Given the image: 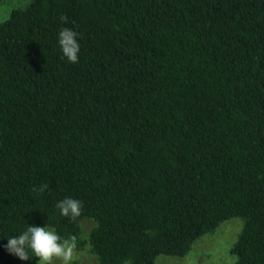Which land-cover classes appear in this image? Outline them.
I'll return each instance as SVG.
<instances>
[{
    "label": "trees",
    "instance_id": "1",
    "mask_svg": "<svg viewBox=\"0 0 264 264\" xmlns=\"http://www.w3.org/2000/svg\"><path fill=\"white\" fill-rule=\"evenodd\" d=\"M83 217L95 264L181 257L232 217L230 264H264V0H30L0 19V264H38L5 247L27 226L77 241Z\"/></svg>",
    "mask_w": 264,
    "mask_h": 264
},
{
    "label": "clouds",
    "instance_id": "2",
    "mask_svg": "<svg viewBox=\"0 0 264 264\" xmlns=\"http://www.w3.org/2000/svg\"><path fill=\"white\" fill-rule=\"evenodd\" d=\"M62 23L66 18L61 16ZM80 34L73 29L64 27L58 33V45L70 63L79 62L80 45L77 37ZM47 185L41 186L38 191L43 192ZM56 207L60 214L75 221L81 216L83 204L80 200L72 197H65L58 201ZM10 254L17 256L21 260H29L33 256L37 257L38 264H72L76 255V237L62 239L54 230L46 226H27V230L17 236L8 237L5 245Z\"/></svg>",
    "mask_w": 264,
    "mask_h": 264
},
{
    "label": "rangeland",
    "instance_id": "3",
    "mask_svg": "<svg viewBox=\"0 0 264 264\" xmlns=\"http://www.w3.org/2000/svg\"><path fill=\"white\" fill-rule=\"evenodd\" d=\"M29 2L30 0H0V19L5 18L11 9L22 8ZM242 224L241 217L224 220L213 231L197 238L183 256L157 253L153 258V264H230L234 260L230 247L236 240ZM79 225L80 235L76 241V255L72 264H95L94 256L88 251L87 242L89 230L94 226V222L83 217Z\"/></svg>",
    "mask_w": 264,
    "mask_h": 264
}]
</instances>
